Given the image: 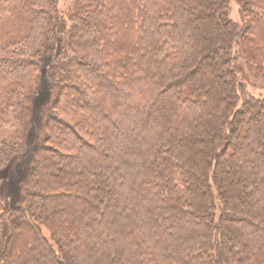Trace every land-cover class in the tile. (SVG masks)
<instances>
[{
  "label": "trees",
  "instance_id": "trees-1",
  "mask_svg": "<svg viewBox=\"0 0 264 264\" xmlns=\"http://www.w3.org/2000/svg\"><path fill=\"white\" fill-rule=\"evenodd\" d=\"M234 1L0 0V264H264V0Z\"/></svg>",
  "mask_w": 264,
  "mask_h": 264
},
{
  "label": "rangeland",
  "instance_id": "rangeland-1",
  "mask_svg": "<svg viewBox=\"0 0 264 264\" xmlns=\"http://www.w3.org/2000/svg\"><path fill=\"white\" fill-rule=\"evenodd\" d=\"M228 14L229 17L234 22H240L241 16L238 10V4L234 0H229L228 4ZM247 90L251 94H261L264 92V87H259L258 85L247 84ZM11 128V129H10ZM14 127L12 126H2L0 125V135H3V132L10 131ZM29 130V128H28ZM3 137V136H0ZM26 141L24 140V143ZM34 145V138L30 135L27 139L25 150L29 152V150ZM22 156L16 155L13 156L4 166L0 168V190L1 193H3V200L5 202V205H8V203H11V198L13 196V192L9 189L12 187V180L10 178H16L17 175H20L21 172L25 171L26 165H24L22 162ZM18 164V167H17ZM14 203V202H12Z\"/></svg>",
  "mask_w": 264,
  "mask_h": 264
}]
</instances>
